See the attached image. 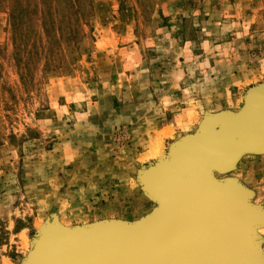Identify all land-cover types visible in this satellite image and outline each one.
Here are the masks:
<instances>
[{
	"label": "rangeland",
	"instance_id": "374dc122",
	"mask_svg": "<svg viewBox=\"0 0 264 264\" xmlns=\"http://www.w3.org/2000/svg\"><path fill=\"white\" fill-rule=\"evenodd\" d=\"M254 87L264 0H0V264L49 224L144 219L142 172ZM212 173L264 210V149Z\"/></svg>",
	"mask_w": 264,
	"mask_h": 264
},
{
	"label": "water",
	"instance_id": "95a60500",
	"mask_svg": "<svg viewBox=\"0 0 264 264\" xmlns=\"http://www.w3.org/2000/svg\"><path fill=\"white\" fill-rule=\"evenodd\" d=\"M262 149L264 87H254L237 114L207 117L194 139L142 172L156 203L144 219L49 224L25 264H264L253 244L264 210L254 208L233 181L212 173Z\"/></svg>",
	"mask_w": 264,
	"mask_h": 264
},
{
	"label": "bare ground",
	"instance_id": "6f19581e",
	"mask_svg": "<svg viewBox=\"0 0 264 264\" xmlns=\"http://www.w3.org/2000/svg\"><path fill=\"white\" fill-rule=\"evenodd\" d=\"M157 147H158V145H157ZM154 148V147H153ZM155 149V148H154ZM159 149V148H158ZM155 151H156V149H155ZM160 152V151H159ZM161 155V154H160Z\"/></svg>",
	"mask_w": 264,
	"mask_h": 264
}]
</instances>
